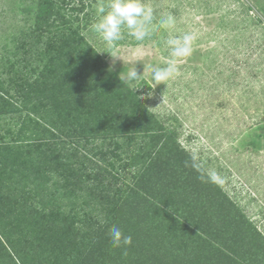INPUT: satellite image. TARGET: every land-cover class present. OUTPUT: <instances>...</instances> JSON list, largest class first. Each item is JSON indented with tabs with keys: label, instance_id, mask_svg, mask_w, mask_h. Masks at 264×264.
I'll return each instance as SVG.
<instances>
[{
	"label": "trees",
	"instance_id": "obj_1",
	"mask_svg": "<svg viewBox=\"0 0 264 264\" xmlns=\"http://www.w3.org/2000/svg\"><path fill=\"white\" fill-rule=\"evenodd\" d=\"M100 3L38 0L32 31L40 36L33 48L20 47L31 57L17 60L21 77L9 81L12 94L0 77V116L26 112L17 137L0 144V264H264V237L208 177V164L181 149L178 126L164 130L136 92L106 76L104 57L79 23L80 13ZM180 5L153 9L148 38L160 45L168 29L159 21L168 15L179 29ZM140 83L150 90L146 80ZM26 131L33 151L17 140ZM124 144L137 150L118 172L111 159ZM126 168L134 170L130 183ZM50 174L63 184L48 188ZM107 180L126 185L112 191L118 199L101 208V222L60 206L81 184L105 193ZM113 226L132 237L131 245L113 247Z\"/></svg>",
	"mask_w": 264,
	"mask_h": 264
},
{
	"label": "rangeland",
	"instance_id": "obj_2",
	"mask_svg": "<svg viewBox=\"0 0 264 264\" xmlns=\"http://www.w3.org/2000/svg\"><path fill=\"white\" fill-rule=\"evenodd\" d=\"M99 1L105 5L109 2ZM191 1L195 4L189 7L180 0H141L153 9L172 8L180 3L181 10L185 11L178 21L180 27L174 26L166 35L158 36L160 45L151 38L131 45L133 38L123 28L122 38L115 48L120 59H115L111 73L106 70L114 58L107 53L110 51L108 45L91 29L97 19L96 6L83 11L91 12L89 21L82 19L84 13L79 14L81 32L104 57L106 76L123 84L119 75L125 76L130 68H137L142 74L136 84L137 90L127 83L123 85L136 92L141 104L162 119L164 130L169 131L174 124L178 126L177 143L181 149L199 165L208 164V177L264 237V0H187ZM37 2L0 0V77L7 80L4 87L11 94L13 84L9 81L17 83L21 77L17 60L31 57L20 47L28 42L33 48L34 40L40 36L32 31ZM185 34L195 37L191 55L177 60V75L164 84L155 85L151 69L166 67L172 59L166 41L182 38ZM39 47L43 49L42 45ZM8 59L10 65L5 62ZM141 80H146L150 90L140 83ZM25 117L24 111L0 116V144L12 143ZM30 134L28 131L21 133L17 140L30 142L33 151ZM121 150L123 153L116 161L108 158L114 161L118 172L119 165L129 161L137 146L124 144ZM105 164L99 162L100 167ZM89 165L85 162V166ZM125 170L126 181L130 183L129 177L134 170ZM48 179L50 189L54 188L53 183L63 184L56 174L48 175ZM126 181L107 180L111 185L105 193L94 192L92 187L81 184L82 189L76 188L69 199L62 198L59 204L65 211L72 209L81 218L87 213L101 222V208H109L111 198L118 199L112 191L126 185ZM91 193H101L100 199L99 194L98 199L91 201L88 197ZM82 200L88 205H82Z\"/></svg>",
	"mask_w": 264,
	"mask_h": 264
},
{
	"label": "clouds",
	"instance_id": "obj_3",
	"mask_svg": "<svg viewBox=\"0 0 264 264\" xmlns=\"http://www.w3.org/2000/svg\"><path fill=\"white\" fill-rule=\"evenodd\" d=\"M96 15L97 19L91 24V29L108 45L110 51L107 53L114 58L106 70L109 73L114 70L115 59H120L115 53V48L117 42L122 38V29L126 28L131 37L138 42H143L150 37L155 27L153 8L142 3L141 0H109L107 5L100 3L96 6ZM174 25V17L168 15L160 19L158 26L171 29ZM194 39L193 35L185 34L182 38H169L166 41L172 59L166 67L151 69V79L155 85L164 84L178 74L177 60L191 55V45ZM141 75L136 67H132L125 76L119 75V80L137 90L136 84ZM110 235L113 247L129 246L132 243V237L125 236L118 227L113 226Z\"/></svg>",
	"mask_w": 264,
	"mask_h": 264
}]
</instances>
